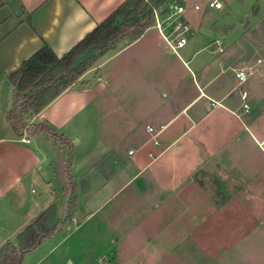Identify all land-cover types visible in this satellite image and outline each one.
I'll return each mask as SVG.
<instances>
[{
  "label": "crops",
  "instance_id": "obj_1",
  "mask_svg": "<svg viewBox=\"0 0 264 264\" xmlns=\"http://www.w3.org/2000/svg\"><path fill=\"white\" fill-rule=\"evenodd\" d=\"M124 1L0 0V247L55 202L63 225L23 264H264V171L248 159L264 154V109L242 112L244 34L212 37L223 25L206 4L187 9L177 51L154 23L28 115L72 141L76 192L67 146L11 128L10 74L44 44L62 56Z\"/></svg>",
  "mask_w": 264,
  "mask_h": 264
},
{
  "label": "trees",
  "instance_id": "obj_2",
  "mask_svg": "<svg viewBox=\"0 0 264 264\" xmlns=\"http://www.w3.org/2000/svg\"><path fill=\"white\" fill-rule=\"evenodd\" d=\"M155 23L150 0H125L107 18L98 23L80 41L62 56L44 44L9 76L13 84V100L7 120L18 135H23L30 113H39L44 106L69 86L79 82L81 76L109 51L125 41H134ZM34 132H47L62 146H67L66 171L68 188L76 192L78 184L72 177L73 143L48 123L33 125ZM77 205L72 196L68 205L69 216ZM56 203L33 219L17 234V243L8 240L0 247V264H23L26 253L40 246L43 239L63 225L54 221Z\"/></svg>",
  "mask_w": 264,
  "mask_h": 264
},
{
  "label": "rangeland",
  "instance_id": "obj_3",
  "mask_svg": "<svg viewBox=\"0 0 264 264\" xmlns=\"http://www.w3.org/2000/svg\"><path fill=\"white\" fill-rule=\"evenodd\" d=\"M173 1L183 2L186 4L187 9L190 5H194L195 2L199 1L201 5L205 6L208 0H150L151 4L155 6L160 13V18L164 20V28L168 30V34H171L172 25L169 24L171 19L165 20L168 15V4ZM224 2L223 9H214V15L218 23L223 25V28L218 29L212 33V37L218 36H228L225 40V46L230 45L232 38L227 35L229 32L226 28V25L231 27L230 29H234V32L238 35L244 34L237 45L238 48H244V57L243 63L249 67L251 75L248 81V85L252 90V92L247 94L244 98L242 97V112L244 114H248L249 117H256L259 113L264 109V93L261 94L259 92H253L256 88L263 87L264 85V0H222ZM190 14V11L187 13ZM173 20V19H172ZM156 22V21H155ZM174 37V34L169 38ZM191 39L189 41L188 47L191 46ZM233 45V44H232ZM241 52V51H240ZM261 59V62L258 60ZM87 83V82H86ZM264 91V87L262 89ZM254 93V94H253ZM260 97H262L260 99ZM247 103L249 105V110L245 111L243 104ZM264 121V118H263ZM28 129H34L33 126L27 127ZM26 128V129H27ZM73 150V149H72ZM114 155V154H113ZM113 155L109 158L107 157L102 164H105L107 160H109ZM122 159L125 158L124 151L120 153H116ZM73 161V152L71 154ZM252 159V162L256 163V171L262 170L264 171V154L260 151H256L253 153L252 157L249 156L248 159ZM101 167V165L99 166ZM264 178V176L262 177ZM255 182L253 185L256 186ZM33 188L40 191L36 184L33 185ZM36 196L38 194H35ZM250 207L253 209H258V200L251 199L249 200ZM202 239L205 241L206 237L202 236ZM189 254V249H187V255ZM190 258L187 260L189 264H193L192 255L194 252L190 253ZM191 262V263H190ZM188 264V263H187Z\"/></svg>",
  "mask_w": 264,
  "mask_h": 264
},
{
  "label": "built area",
  "instance_id": "obj_4",
  "mask_svg": "<svg viewBox=\"0 0 264 264\" xmlns=\"http://www.w3.org/2000/svg\"><path fill=\"white\" fill-rule=\"evenodd\" d=\"M207 7L210 9H223L224 2L222 0H208L206 3ZM193 7L196 10H200L202 8V5L199 1L195 2ZM154 14H155V23L156 26L164 32V20L160 18L159 10L152 5ZM187 11V6L183 2L173 1L168 4V15L165 20L171 19L169 22L170 25H172L171 34L166 37L168 39L169 44L171 45V48L175 51H177L179 48L184 46L187 42V33L190 30V26L187 23V21L184 19V15ZM173 19V20H172ZM166 35V32H164ZM174 34V37L169 38ZM223 43L224 41L222 39H218L216 41V44H218L219 51H223ZM262 60L259 59L258 62H261ZM251 75L250 69L247 66H241L237 67L235 69V77L239 84V86L246 83ZM244 98L247 96V93H243ZM244 110H249V105L247 103L243 104ZM152 126H148L149 131H153ZM26 141H29V139H26ZM132 153V151H130Z\"/></svg>",
  "mask_w": 264,
  "mask_h": 264
},
{
  "label": "bare ground",
  "instance_id": "obj_5",
  "mask_svg": "<svg viewBox=\"0 0 264 264\" xmlns=\"http://www.w3.org/2000/svg\"><path fill=\"white\" fill-rule=\"evenodd\" d=\"M262 144L264 145V141L262 142Z\"/></svg>",
  "mask_w": 264,
  "mask_h": 264
}]
</instances>
